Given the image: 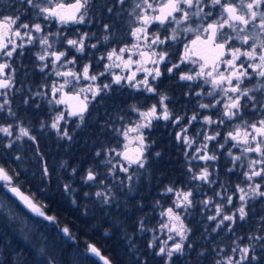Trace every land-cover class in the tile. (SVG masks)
<instances>
[{
	"label": "snow or ice",
	"instance_id": "snow-or-ice-1",
	"mask_svg": "<svg viewBox=\"0 0 264 264\" xmlns=\"http://www.w3.org/2000/svg\"><path fill=\"white\" fill-rule=\"evenodd\" d=\"M125 4L126 0H112L111 5L106 3L101 6L102 10L111 14L112 17L111 24L108 22L102 24L104 32L111 33L113 31V26L117 25V22L122 19L121 11L124 10L123 6ZM19 7H23V13L19 11ZM95 8H97V4L94 3V0H19L18 6L9 7V11H13V14L0 12V54L8 58H12L14 54L23 55V52L18 51V49H22L24 45L14 43L12 38L22 39L27 36L30 42L35 43L37 39L35 34L41 33L44 35L40 37L39 44L51 49L52 43L49 37L55 36L57 40L61 39L59 29L56 33L47 30L53 21L61 26H66L69 23L77 25L90 23L89 13ZM136 9H139V11L137 12ZM128 15L134 16V22L137 25L132 28L129 34L137 41L143 39L149 43L150 47L154 46L158 50L142 51L139 53L140 61H133L129 58L124 61V66L128 67L132 63L143 66L146 61L153 65L163 64L164 68L161 69L159 66L150 70L145 68L146 75L142 79H137L135 73L131 76L113 75L111 83L97 85L94 90L89 85L88 88H81L80 92H75L74 89L81 78L97 81L100 77L106 76V73L92 74L91 63L84 65L80 72L57 71L55 74L65 79L59 88L53 82L52 95L55 96L57 92H62L69 87L73 91L71 95L64 93L62 98L56 99V104H68L69 101H73L74 103L68 109V115L78 119L80 124H85L90 102L95 100L97 96L103 98L102 93L111 91L112 84L122 85L123 81H127L128 86L135 88L137 91L143 90L154 95H160L155 82L159 81L165 72L170 76L176 75L177 73L174 70L180 69L183 63L195 62L192 60L193 57H195V60L202 61L199 71H196L194 75L181 72L179 73V79L181 81H193L196 78H204L205 83H210L211 88L215 90L209 91L208 96L215 97L219 93L223 94L221 99L215 100V103L209 101L208 103L199 104L201 109L206 110L222 105V109L216 113L221 117L219 120L213 121L211 115H205L203 123L207 125L216 123L219 127L224 125L226 121L229 122L228 126L233 127V130L229 131L224 139L233 141L232 147H239V151L244 155L243 157L234 155L231 151L228 152V155L232 157L234 162L247 159L246 166L240 164V167L245 169L241 173L244 177L242 182L244 186L237 184L233 193V195L239 193V204L234 203L233 195L226 198L222 197V199H225V204L215 206V215L207 217L210 222H215L212 231L226 229L229 232H234V225L240 221L246 222L249 219L252 208L249 201L264 198V0H137L132 12H129ZM153 23L158 24L162 31L157 29L155 32L149 33V28ZM21 29L24 31L22 32ZM76 31H79V29ZM185 33H191L195 36V39L190 42L191 47L182 40ZM89 38V34L84 32L77 38H69L64 35L62 39L69 49L84 55L89 47L86 44V40ZM104 40L107 42L109 36L105 35ZM176 42L184 43V55L180 57L179 63H171L169 47L171 43ZM90 47L96 49L97 44L92 43ZM138 47V43L132 45V48ZM129 50L127 47H122L118 51L113 49L107 53L106 58L109 61L114 58L123 60V56L119 53H125ZM38 59L41 61L48 59L52 63L62 62L63 64H75L77 62L75 55L69 59L68 51L46 52V54L40 55ZM100 59L104 60L105 57L101 56ZM218 65L226 66L227 74H225V71H221ZM112 66L105 65V68H111ZM115 66L119 67L120 65ZM45 67H47V64ZM10 68L9 63H0V75L6 77L0 80V89H8L12 83L6 76V70ZM73 81L76 83H73ZM89 92L91 96L84 95L81 97L80 93ZM197 95H200V93H197ZM166 100H168V97L161 95L158 101L159 106L163 109L162 112H158V107L155 104L148 111H140L136 108L132 110L138 112L141 117L163 118L166 121L171 119L174 124H180L182 118L171 116L165 103ZM225 100L226 102H224ZM9 103L8 100L0 103V112L5 111V105ZM8 114L10 116L15 115L10 109H8ZM249 114L252 118L246 119ZM65 118L64 113H58L50 127L56 130L61 138L71 140L73 137L69 134V131L59 125V121ZM197 119L198 114L192 115L191 121H197ZM191 121H185V124ZM150 124L151 119L148 120V123H138L134 127L123 130L122 135L125 139L129 138V133L137 134L134 141L138 142L139 147L134 155L129 154L130 150H128L127 145L124 146L125 151L123 152H117L116 149L109 150L110 152H116V155L122 157L125 161V164L119 166L118 172L114 173V175H118L119 172L124 173V177L120 179L122 185L126 181H133L135 169L130 172L133 165L137 169L145 168V137L141 129L148 128ZM17 127L19 126L12 123L0 125V133L4 137H13ZM187 131L188 129L185 127L181 133L176 135V139L185 145L192 143L186 135ZM219 136L220 132L215 131V135H207L205 139L213 141ZM22 137H26L28 141L36 145V151L38 152V137L30 134L24 127H19V135H15L14 141L6 144L0 141V144L4 148L15 151V141L20 140ZM219 147L224 148V144H220ZM206 148L207 144H204L199 151L204 152ZM96 155L101 156V153L97 152ZM156 155L159 156V153H156ZM198 158L205 162L218 159L215 154L209 155L206 152L199 155ZM19 159L20 157L16 156V160ZM108 163L111 164V161L109 160ZM189 171L191 172V168H189ZM229 171H232V169H229ZM73 172L75 173V169H73ZM42 176H50L49 169L46 166L42 168ZM209 176L208 168L205 167L198 175H193V179L212 183ZM97 179L98 175L89 169L85 182L97 181ZM0 181H3L8 191L18 198L23 206L36 217H41L49 224L56 222L57 218L54 215L46 214L42 207L38 206V202H34L32 196L25 194L18 186V182H14L13 177L4 167H0ZM64 191L66 193L71 191L68 184L64 185ZM166 191L167 193H175L177 200L173 201V207L167 208L166 212L162 214L166 215L172 223H162L161 227L166 228L170 233H175L180 239L174 242L171 247H159L155 255L164 258V264H174V256H184L186 247H192L191 244L186 246L183 243L187 239L186 233L189 229L185 227L180 214L175 209L193 207V192L176 193L172 187H168ZM84 195L87 196L88 193L86 192ZM95 195L98 198L104 196L101 192H96ZM217 195L220 194L217 193ZM109 200V196H104L105 203H108ZM72 202L76 203L75 200ZM209 203H214L211 198L203 201L205 207ZM226 205H231V208L227 211H225ZM217 217H219L218 220ZM261 219L264 220V216ZM62 232L68 239H73L69 227L65 226ZM168 239L174 238L169 236ZM240 239L243 240L244 237H240ZM247 240L250 243L237 244L231 248L230 255H227L224 260H216L215 264H264V234L249 235ZM85 247L86 251L83 253L79 249L75 251V264H93L89 256L95 257L102 264H113L112 259L102 254L101 249L95 244L87 243ZM148 247L153 248L155 245L149 244ZM257 248L260 249L259 252H257ZM201 255H204V253L202 252ZM135 264H148V261L141 262L137 260Z\"/></svg>",
	"mask_w": 264,
	"mask_h": 264
},
{
	"label": "trees",
	"instance_id": "trees-1",
	"mask_svg": "<svg viewBox=\"0 0 264 264\" xmlns=\"http://www.w3.org/2000/svg\"><path fill=\"white\" fill-rule=\"evenodd\" d=\"M94 3L97 8L92 10V15L98 17L102 14V1L94 0ZM102 22L111 24V15ZM71 34L73 33L69 35ZM103 34L109 36L107 42L102 37ZM128 35L129 30L123 19L113 26L111 33L92 32L91 36L94 37L87 43L89 47L84 54L85 59L92 65V73L101 72V67L108 60H101L100 57H105L112 46L118 49L124 40H128ZM92 43L97 44L96 49L90 47ZM17 57L19 58L12 65L16 82L14 92L8 97L11 104L5 105L3 112L8 114V109L11 108L17 117L25 121L30 119L28 126H33L31 134L38 137L39 149L37 152V146L31 143L26 151L39 159L41 167L46 166L50 173L53 170L58 175L55 182L51 179L50 182L41 184L38 178L30 177V174L37 175L28 168L30 174L20 178L18 184L23 191L29 193L33 191L30 188L33 183L42 187V197L37 199L44 205L46 214L54 215L57 219L53 224L44 220L33 222L35 242L27 244L10 227L16 223L11 225L9 222L12 220H6V214L3 215L0 209V264H75V251L79 249L80 252H85L87 243L98 246L102 254L112 259L113 264H135L137 260H147L148 264H164V258L155 255L156 248H149L148 245L153 243L156 234L162 229L165 218L162 214L167 208L174 206V193H167L168 187L174 188L175 192L192 191L194 201L193 207L185 209L183 216L189 228L188 239L184 244H191L192 247H186L184 256H174V264H215L216 260H224L230 255L232 247L250 243L247 240L249 235L264 234V220L258 224L255 219L260 209H263L261 213L264 215V207L258 206L251 208L253 211L246 222L240 221L234 225V232L226 229L212 231L215 222H210L207 217L215 215L214 203H209L207 207L203 204V201L213 199L210 185L193 179L198 162L193 163L191 154H186L185 147L175 142L174 134L168 133L167 129L171 126L152 125L150 130L145 132L148 142L146 165L144 169L134 171L132 182L126 181L122 185L120 179L124 177L123 174L114 175L116 178L113 180L111 177L106 179L107 172L104 176V170L97 169L103 155L97 156L96 153L103 154V149L113 145L116 128L129 117L128 113H125L127 107H130L128 92L123 95H109L105 92L102 93L103 98L97 96L92 100L89 113L86 114V123L79 125V128L75 129L77 131H69L73 137L71 140L51 132L46 137L39 130L49 118V108L37 99L25 103L24 85L28 83L33 90L39 82L36 75L30 79L31 75L27 74L28 68L25 66L30 60L26 59V54ZM167 97L171 101V111L175 110L176 113L180 104L177 106L172 102L178 103L180 95L175 89L168 88ZM171 116L176 117L174 114ZM117 118L122 119L118 122ZM3 119L0 118V121ZM2 151L0 144V157ZM156 153H159V156ZM95 168L101 172L100 177L104 183L87 189L88 186L82 185L81 182L86 179V172L89 169L94 171ZM69 175L72 177H68ZM65 184L75 189L73 197L64 191ZM86 192L87 196L84 195ZM96 192L109 196V202L105 203L104 196L98 198ZM73 200L76 203H73ZM65 226L69 227L73 239L70 240L62 234ZM240 237L244 239L241 240ZM259 251L257 248V252ZM202 252L204 255H201ZM89 259L93 264H100L91 257Z\"/></svg>",
	"mask_w": 264,
	"mask_h": 264
},
{
	"label": "rangeland",
	"instance_id": "rangeland-1",
	"mask_svg": "<svg viewBox=\"0 0 264 264\" xmlns=\"http://www.w3.org/2000/svg\"><path fill=\"white\" fill-rule=\"evenodd\" d=\"M101 6L104 4H109L111 5L112 0H101ZM137 2V0H126V4L124 7V10L121 11V17L123 19V21L125 22V25L127 26L128 30H129V26L131 23L134 22V16H129L128 13L132 12L135 3ZM19 5V0H0V12H7V14L11 15L13 14V11H9V7L10 6H18ZM100 6V7H101ZM119 7V6H118ZM15 10V9H13ZM102 10V7H101ZM19 11L21 13H23L24 9L23 7H19ZM136 11L138 12L139 9H136ZM93 12L91 11L89 13V18H91V22L90 23H85V24H74L72 26L66 27V26H61L57 23H55L54 21L52 22L51 26L47 29L49 32L52 33H56L57 30H60L61 33V39L57 40L55 36H51L49 37L50 42L52 43V48L48 49L46 46H41L39 44V39L42 35L44 34H35L36 35V42H30L28 37L25 36L22 39L21 38H16L13 37V42L17 43V44H23L24 47L22 49H18V51L23 52V55L26 54V59L28 58V60H30V63L28 62L26 64V71L27 74L30 76V79H33L36 75V78L39 82L38 86H36L33 90H31V87H29V85H27L28 83H26L25 86V92L26 94L24 95V99L25 101H30L32 99H37L39 101H42L44 103V105L46 106V108H49L47 110V114L49 115V118L47 119V121L44 123V127L42 129H40L39 131H41L45 136H49L50 132L51 133H55L57 136H60L57 134L56 130L52 129L50 127L51 123L54 121L55 117L57 116L58 113H64L65 115V119L59 121V125L65 129H67L68 131H77L75 129L79 128L80 122L77 119L76 121L73 122V120H71V116L68 115L66 109L64 107H60V105L56 104V99L59 98V92L56 93L55 96L52 95V85L53 82H55V85L57 88H59L60 84H62L64 82V77L61 76H57L55 73L57 71L63 72V71H77L80 72L83 69V66L86 64H89V62L85 59L84 55H80L79 53H76L74 50L69 49L66 42L63 41V36L67 35L69 38H77L81 33L87 32L89 34V39L86 40V44L89 42L90 39H92L94 36L92 35V32H104L103 28H102V24H103V20H106L107 17L111 14L107 13L106 11L102 10V14H99L98 17H96L95 15H92ZM77 29H79V31H76ZM151 33L155 32L157 29H160V26L156 23H153L150 28ZM162 31V29H160ZM21 31L23 32L24 30L21 29ZM73 33L71 35H69L70 33ZM104 37V34L103 36ZM195 39V36L191 33H185L182 36V40H184L185 42H187L189 44V46L191 47V40ZM122 47H127L128 49L130 48V46L128 45V41H123L122 45L117 49L115 46H112L108 49L107 53L112 51L113 49H116L117 51L122 48ZM163 47V46H162ZM175 48L176 50H179V54L181 55V57L184 55V43L182 42H176V43H171L170 48ZM145 50L146 52H150V51H154V50H158L156 49L154 46L150 47L149 43L146 42L145 44ZM50 51H68L69 53V59L72 56H76L77 57V62L75 64H63L62 62H57V63H52L50 62V60L46 59L45 61H41L38 59V57L40 55H44L46 54V52H50ZM170 52V50H169ZM23 55H15L12 58H8L6 56H3L2 54H0V60L3 61V63H9L11 65V68L8 69L7 71V78L10 79L12 81L10 87L8 89H5L4 94H0V99H1V103H3L4 100H8V97L11 96V94L14 92V88H15V82L16 80L13 77V68L12 65L17 61V59L19 57L17 56H23ZM119 55L123 56V60H117L116 65H120L119 67L115 66L114 60L112 61H107L109 63V65H113L111 68H107L108 71H111V69L116 68L118 71L120 70L121 66L124 64V61L128 60L127 57V52L125 53H119ZM107 57V54L105 56V58ZM107 59V58H106ZM195 61V60H194ZM195 62H186L183 63L181 65L188 66L187 68V73L189 74V72L192 70V65ZM47 64V67H45V65ZM162 65V64H161ZM152 66H155L152 64ZM159 66V65H158ZM154 68V67H153ZM43 69V70H41ZM92 69V67H91ZM106 69V71H107ZM92 73V72H91ZM100 73V72H99ZM99 73H92L94 75H98ZM29 79V81H30ZM204 79V78H203ZM33 81V80H32ZM109 81H110V77H109ZM199 81L203 84H205V81L201 80L199 78ZM31 82V81H30ZM189 82V81H188ZM73 83H76L75 81H73ZM100 80L98 79L97 81H91V80H84L81 78V80L79 81V84H77L76 88L74 89L75 92H80L81 88H88L89 85L92 86L93 90L96 88L97 85H99ZM33 85V84H32ZM202 87V86H201ZM31 90V91H29ZM64 90L66 91H73L70 87L69 88H65ZM202 89L199 88V90H197L196 92H194L195 97H198L199 99H195V104H190V107L186 106L184 108H179V110L176 111L175 110L171 111V108L169 107L170 104V100L168 98V100L165 101V103L168 106V110L170 114H174L176 117H180L182 118L180 121V124H174L173 121L170 120H164L163 118L160 119H155V118H151V121H153V123L150 124V126L148 128H142L141 132L143 133L145 139H144V146H145V157L148 151V142L146 141V136H145V132H147V130H150L152 125H160V126H171L170 128H168V133L170 134H174V140L177 144H182L185 147V153L186 154H191L192 159L193 157H195V159H193V163H196V161L198 162V166L197 169L195 171L194 175H198L205 167L208 168V171L210 173V165L208 162H205L203 160H200L198 157L199 155H203L205 154V152L208 154L210 147L212 146L211 141H207L205 139V137L207 135H210L212 133V126L211 125H207L203 123V117L205 115H209V110L210 109H201L199 107V104L201 103H208L210 96H208L206 93L202 94ZM197 93H200V95H197ZM82 95V97L84 95H89L91 96V93H80ZM151 96V104L149 107L147 108H143L140 111H148L152 105H157L158 107V112H162L163 109L161 106H159L158 101L160 99L161 95H154L152 93H150ZM29 95V97L27 98V96ZM220 95H223L222 93H220ZM164 96V95H163ZM11 104V103H10ZM173 104L175 105L176 103L173 102ZM25 105V104H24ZM9 108V107H8ZM132 109H134L133 107H127V110L125 111V113H128L129 117L123 120L122 123H120V125L116 128V133L113 134L114 137V143L113 145H110V147H107L106 149H103V154L101 153L102 156V160L100 162H98L97 164V169L100 168L102 170H104L103 175L105 176V173L107 172L106 175V179L109 180L108 178L111 177V180H113L114 178H116V176H114V173L118 172L119 166L121 164H125V161L121 159L120 156L116 155V152H110V149H116L117 152H122L125 150L124 146L127 145L128 149H134L135 147H139L138 142L134 141V137L137 135L136 133H129V138L125 139L124 136L122 135L123 130H125L126 128L129 127H134L136 124H144V123H148L147 119L145 117H141L139 115L138 112L133 111ZM11 112L14 113V116H10L9 114H7L6 112H0V118H4L3 121H0V125H6L8 123H12L13 125H17L19 127H24L26 128L30 134L31 131L33 129V126H31L29 123L30 119H27L26 121L23 120L22 118L17 117V114L14 112V110H12L10 108ZM194 114H198V119L197 121H191V117ZM125 116V115H124ZM123 116V117H124ZM6 118V119H5ZM122 118H117L116 121L119 122V120H121ZM164 120V121H162ZM6 121V122H5ZM185 121H191L190 123L185 124ZM75 124V125H74ZM82 126V125H81ZM19 127L16 128V132L15 135H19ZM187 128L188 131L186 133V135L189 137L190 141H192L191 144L189 145H185L184 143L178 141L176 139V135L182 132L183 128ZM218 127V126H217ZM166 129V128H165ZM233 127H231L227 133L229 131H232ZM196 133V134H194ZM226 133V135H227ZM54 134V135H55ZM73 134V133H72ZM15 135L13 137H4L2 133H0V141L3 142V144L12 142L15 140ZM225 135V137H226ZM46 136V137H47ZM61 137V136H60ZM233 141L229 140H223L222 144H224V147H226L229 151H231L232 153H237V155H241L243 157L244 154H242L239 151V147H232L233 145ZM204 144H207V148L204 150V152H200L199 150L204 146ZM2 146V157H0V167H4L9 174L13 177L14 182H19L20 178L22 177H26V174H30V172H28V168L29 170H32L34 175L36 174L37 176H32V174H30V177H34V178H38L39 183L43 184L46 182H50L51 179L54 180L57 179L58 175L56 173H54V171L52 170V173H50V176L48 177H43L42 176V168L40 166V164L38 163V160L35 156H32L30 153H28L26 151L27 148H29L31 146V141H28L26 137H22L20 140L15 141V151H13L12 149H7L4 148L3 145ZM16 156H19L20 159L16 160ZM111 161V164L108 163V161ZM138 170L136 168L135 165L132 166V169L130 170ZM140 170V169H139ZM94 173H96L98 175V179L97 181H89V182H85L86 179L82 180L81 184L84 186H88L87 189L92 188V187H98L100 186V184L104 183L103 179L100 177L101 172H98L96 170V168L93 171ZM17 173H19V175H17ZM87 174V172H86ZM118 174H123L122 172H119ZM21 175V176H20ZM68 177H72V176H68ZM18 186L20 187V185L18 184ZM30 188L33 190L32 193H29L28 191H25V193H27L28 195L32 196L34 199V202H38V206L42 207V209L45 211V207L44 205H42L38 199H41L42 194H43V188L38 187V185L36 184H32V186H30ZM184 190H178L176 191V193L179 192H183ZM74 192L75 189H71L70 192H68V196L73 197L74 196ZM223 195V194H220ZM220 195H216L214 199H212V201L214 202V210H215V206L220 205V204H225V199H222V196ZM238 195L239 193L236 195L237 197H233V201L236 204H239L238 201ZM38 198V199H37ZM225 198V197H223ZM193 199V197H192ZM237 199V200H236ZM177 200V196L174 193L173 196V201ZM194 202V201H193ZM229 208H231V205H226L225 207V211H227ZM0 209H2L1 213L4 215L6 214V220L9 218L10 220H12L11 222H9L11 225H13V223L16 225L14 226H10L13 228V230H15L19 235L20 238L22 239V241L24 243H30L31 241L35 242L33 233H34V229H33V225L32 223H36V222H41L43 221V219L41 217H36L34 215H32L30 212L27 211V209L21 205H19L17 203V201L13 198V196H11L8 191H7V187L4 186V182L0 183ZM176 212H178L181 216V219L185 225L186 228H188L186 226V223L184 221L183 216L185 215V209H175ZM3 215H1V218L3 217ZM27 216L29 218H27ZM9 220V221H10ZM162 223H172L171 221H169L168 217L165 215V218L163 219ZM189 229V228H188ZM63 234V232H62ZM64 235V234H63ZM188 235H189V231L186 233L187 239H188ZM169 236H172L174 239H168ZM179 236H177L175 233H170L166 228H162L161 230H159V232L156 234L155 238L153 239V245H155L156 251H158L159 247L162 246H167V247H171L174 242L179 241ZM186 241V240H185ZM185 241H183V243H185ZM234 244V241L232 242ZM33 245V243H32ZM35 248H37L35 246ZM38 251V250H37ZM43 254V253H42ZM91 256H89L90 258ZM93 259L96 260L95 257H91ZM100 264H102V262H100Z\"/></svg>",
	"mask_w": 264,
	"mask_h": 264
},
{
	"label": "flooded vegetation",
	"instance_id": "flooded-vegetation-1",
	"mask_svg": "<svg viewBox=\"0 0 264 264\" xmlns=\"http://www.w3.org/2000/svg\"><path fill=\"white\" fill-rule=\"evenodd\" d=\"M72 25H74V24H68V25H66V27H69ZM135 26H137L135 24V22L130 24L129 33L131 32L132 28H134ZM149 33H151L150 29H149ZM127 41H128V45L130 46V48H129L130 50L127 52L128 59L131 58L133 61H140L141 57H140L139 53L142 51L146 52V50H145L146 41H144L143 39H141L140 41H137L130 34L128 35ZM137 43L139 44V47L138 48H132V45L137 44ZM169 50H170L169 54H170L171 63H179V59L181 57V55L179 54V50L178 49L176 50L173 47L170 48ZM192 60H195V57H193ZM116 62H117V59L114 60L115 65H116ZM0 63H3V61L0 60ZM200 63H202V61L195 60V63L192 65V70L189 72V74L194 75L196 71H199ZM105 65H109V63L107 62L106 64H104L101 67V72L106 73V76L99 78L101 85L103 83H111V81L113 79V75L131 76L133 73H135L137 79H142L146 75V73L144 71L145 68L150 70L153 67L158 66V65L152 66L151 63H147L145 61L143 63V66H141L140 64H137V63H132L128 67H125L123 64L119 71L116 68H113V69H111V71H108V69L105 68ZM159 67L161 69H163L164 65L163 64L159 65ZM186 67L188 68V66L184 67L183 65H181L180 69L174 70V72L177 73L176 75L170 76L167 74V72H165L164 75L160 78V80L155 82L158 89H159V93L162 96L163 95L167 96L168 88H170V90L173 88L177 91V94L180 95V97H178L180 101L178 103H176V105L178 106V104H180V108H184L186 106L190 107V104H195V99L196 98L199 99V98L195 97L194 92L199 90V88L202 89V91H203L202 94L203 93L207 94L209 91H215L211 88L210 83L203 84L199 81V78H196L193 81H189V82L188 81H181L179 79V73H181V72L187 73ZM218 68L221 71H225V74H227L226 66L218 65ZM106 69H107V71H106ZM7 71L8 70H6V76H7ZM109 77H110V81H109ZM0 78H2V75H0ZM4 78H6V77L4 76ZM149 79H151V77H149ZM200 79L205 81V79H203V78H200ZM253 83H255V81H253ZM4 90L5 89H0V93L4 92ZM62 92L72 93V91H66V90H63ZM62 92H59V98H61L60 95ZM125 92H128L129 106L130 107L141 110L143 108H147L150 106L152 95L146 91H143V90L137 91L135 88L128 86L127 81H123L122 85L112 84V90L107 91L106 94L112 95L114 93L116 95H123ZM222 96L223 95H220V93H219L215 97H210L209 101H212L213 103H215V100L221 99ZM81 97H82V95H81ZM224 102H226V100ZM60 107H64L66 109V106L64 104H60ZM221 109H222V105H217L216 107L211 108L209 110V115L212 116L213 121H217L221 118L218 115H216L218 110H221ZM71 118L74 119L75 121L77 120L76 118H73V117H71ZM250 118H252L251 114H249V116H246V119H250ZM149 119H151V118H148L147 122ZM162 121H164V120H162ZM151 123H153V121H151ZM228 123L229 122L226 121L224 125H220L219 127H217L216 123H213L211 125L212 126V133L210 135H215V131L220 132V136L217 137L216 140L211 141L212 146L210 147V150L208 152L209 155L215 154L218 157V159H216L215 161H208V163L210 165V169H211L209 179L212 181V183H209V185H210L211 193L213 195V199L215 198L217 193L223 194L220 196L225 197V198L229 195H233V193L235 192L237 184H241V186H244L242 183L244 181V177L241 175V173L245 169L240 167V164H244L246 166L247 165V159H242L241 161H235L234 162L232 160V157H230L228 155V151H227L228 149L226 147H224V148L219 147V145L222 144V141L225 140L224 138H225L227 131L231 128L230 126H228ZM194 134H196V133H194ZM128 150L131 151L133 149H128ZM233 154L237 155V153H233ZM229 169H232V171H229ZM237 194L238 193L233 195V197H237L236 196ZM249 204L252 207H256V206L264 207V198L257 199V200H250ZM251 211H253V209H251ZM262 211H263V209H260V212H258L256 214L255 219H256L258 224H259V222H262L261 217L264 216L261 213Z\"/></svg>",
	"mask_w": 264,
	"mask_h": 264
},
{
	"label": "water",
	"instance_id": "water-1",
	"mask_svg": "<svg viewBox=\"0 0 264 264\" xmlns=\"http://www.w3.org/2000/svg\"><path fill=\"white\" fill-rule=\"evenodd\" d=\"M69 24H71V23H69ZM2 79H5L4 78V76L2 75V78H0V80H2ZM64 93H66V92H62L61 93V98L64 96ZM69 95H71L72 93H68ZM72 103H74L73 101H69L68 102V104H64L65 106H66V110H67V112H68V109H69V107H70V105L72 104ZM136 149H137V147L135 148V149H133V150H131V151H129V154L130 155H134L135 154V151H136ZM125 151V150H124ZM123 152V151H122ZM121 159H122V157H121ZM123 160V159H122ZM0 182H3V181H0ZM7 191H8V188H7ZM23 191V190H22ZM8 193L11 195V196H13V194L10 192V191H8ZM25 193V192H24ZM25 194H27V193H25ZM13 198L17 201V203L19 204V205H21V206H23V204L18 200V198H16L15 196H13ZM24 207V206H23ZM28 211V210H27ZM28 212H30V211H28ZM31 213V212H30ZM32 214V213H31ZM32 215H34V214H32ZM35 216V215H34Z\"/></svg>",
	"mask_w": 264,
	"mask_h": 264
}]
</instances>
